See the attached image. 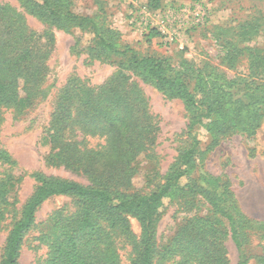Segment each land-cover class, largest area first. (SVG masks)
I'll list each match as a JSON object with an SVG mask.
<instances>
[{
    "label": "rangeland",
    "instance_id": "rangeland-1",
    "mask_svg": "<svg viewBox=\"0 0 264 264\" xmlns=\"http://www.w3.org/2000/svg\"><path fill=\"white\" fill-rule=\"evenodd\" d=\"M60 1L73 13L93 18L103 36L116 44L120 52L130 47L141 57L165 59L175 71L189 68L186 73L192 78V87L197 69L203 71L202 77L216 69L214 72L222 74L225 82L235 81L238 85L232 89L237 96H243L244 84L250 77L249 52H243L230 66L226 58L228 47L236 44L240 49L257 48L264 52V0H160L159 8L148 6L146 13L142 10L148 0ZM42 3L43 0H0L1 6L9 7L6 23L13 27L16 22L33 33L38 53L29 69L35 81L24 86L20 79V95L28 97L27 105L22 109L6 105L1 112L0 152H6L15 163L0 161V177L12 176L15 186L9 192L10 204L2 207L5 219L0 221V260L12 225L36 189V174L91 184L85 174L46 159L51 146L44 143L43 137L64 88L75 78L97 88L122 72L138 84L147 101L149 127L145 137L151 142V149L140 154L132 165L126 193L141 195L161 187L179 155L197 141L189 173L180 181V186H189L188 190L166 197L160 208L155 264H183L182 254L171 249L179 227L192 218L211 213L217 217L222 211L233 217L243 241L239 250L227 236L224 243L229 264H238L242 257L248 264H259L258 256L264 250V118L255 134L239 129L216 133L211 119L189 129L195 114L181 100L167 97L144 81L143 76L128 67L127 54H100L91 32L77 26H58L37 16L33 11L36 4ZM204 11L206 22L197 23ZM184 62L190 65H183ZM256 81L264 84V77ZM73 138L82 147L94 150L102 149L105 143L104 137L80 130ZM75 208L71 196L47 199L36 213L40 225L24 239L19 264H40L47 254L46 245L39 240L41 224L59 210ZM220 219L229 231L228 219ZM129 222L139 240L141 222L133 216H129ZM117 245L122 263L130 264L134 256L132 245L123 238L117 239Z\"/></svg>",
    "mask_w": 264,
    "mask_h": 264
},
{
    "label": "trees",
    "instance_id": "trees-1",
    "mask_svg": "<svg viewBox=\"0 0 264 264\" xmlns=\"http://www.w3.org/2000/svg\"><path fill=\"white\" fill-rule=\"evenodd\" d=\"M36 6L33 12L50 23L66 28L77 26L84 32H91L95 49L100 54H127L130 69L167 97L181 100L185 108L195 114L189 129L204 119H211L216 133L239 129L255 134L258 130L264 118V84L256 81L264 77L262 50L240 49L236 44L228 47L226 58L230 66H234L243 52H249L250 77L244 84L243 98L234 92L238 84L225 82L222 74L214 72L216 69L206 77L197 69V80L192 87V78L186 73L189 68L175 71L165 59L141 57L130 47L120 52L116 44L103 36L93 18L73 13L63 1L43 0ZM148 6L157 9L160 0H148ZM6 19H9V7L0 5V120L3 106L13 104L22 109L27 105L28 97L20 95V79L24 80V86L35 81L29 69L38 54L33 40L35 35L16 22L9 27ZM183 65L190 64L184 62ZM146 102L138 84L126 73L119 72L97 88L77 78L70 80L57 101L43 137L44 143L51 146L46 159L85 174L91 184L36 174V189L7 235L0 264H19L26 235L40 225L36 221L38 208L47 199L60 195L73 197L76 208L59 210L41 224L39 240L46 245L47 254L40 264H123L117 245L119 238L133 247L130 264H155L159 250L156 232L160 208L166 197L188 190L189 186H180V181L189 173L197 141L195 139L194 145L179 155L161 187L141 195L126 193L133 163L140 154L151 149L150 138L145 137L149 127ZM79 130L104 137L102 149L82 147L73 138ZM0 161L15 163L6 152H0ZM14 186L12 176L0 177V221L5 219L2 207L10 204L9 192ZM129 216L142 224L139 240L131 229ZM220 217L228 219L229 231ZM227 236L242 250L243 241L233 217L225 211L217 217L211 213L192 218L180 226L172 239L171 249L182 254L183 264H229L224 243ZM258 262L264 264V250ZM238 264H248V261L242 257Z\"/></svg>",
    "mask_w": 264,
    "mask_h": 264
},
{
    "label": "built area",
    "instance_id": "built-area-1",
    "mask_svg": "<svg viewBox=\"0 0 264 264\" xmlns=\"http://www.w3.org/2000/svg\"><path fill=\"white\" fill-rule=\"evenodd\" d=\"M168 10H172V8H169ZM142 12H145V13L149 12L148 5L143 7ZM206 20H207V13H206V11H204L202 14L199 15V20L197 23H205Z\"/></svg>",
    "mask_w": 264,
    "mask_h": 264
}]
</instances>
